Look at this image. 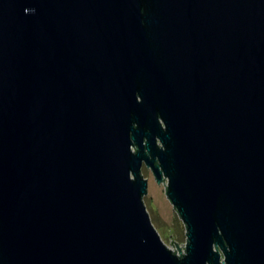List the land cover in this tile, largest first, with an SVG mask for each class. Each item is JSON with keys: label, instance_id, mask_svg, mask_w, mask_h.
Here are the masks:
<instances>
[{"label": "water", "instance_id": "water-1", "mask_svg": "<svg viewBox=\"0 0 264 264\" xmlns=\"http://www.w3.org/2000/svg\"><path fill=\"white\" fill-rule=\"evenodd\" d=\"M0 264H264V0H0Z\"/></svg>", "mask_w": 264, "mask_h": 264}, {"label": "rangeland", "instance_id": "rangeland-1", "mask_svg": "<svg viewBox=\"0 0 264 264\" xmlns=\"http://www.w3.org/2000/svg\"><path fill=\"white\" fill-rule=\"evenodd\" d=\"M143 175L149 181L147 194L144 196V203L146 204L147 210L151 215L153 224H155L159 234L162 235V238L166 245L171 249L176 250L180 254V250L176 245L175 241L182 248V252H185L187 242V233L186 224L182 221L179 212L175 208L172 201L169 200L165 185L168 184L167 178H164L163 181L158 182L155 179L154 171L144 164ZM175 212V213H174ZM171 235H173L171 237ZM174 239V245H171L172 240Z\"/></svg>", "mask_w": 264, "mask_h": 264}]
</instances>
